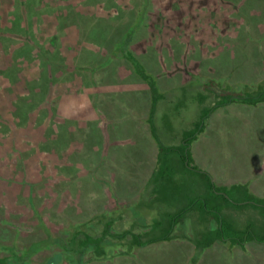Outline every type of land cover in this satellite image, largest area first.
<instances>
[{"label": "rangeland", "instance_id": "374dc122", "mask_svg": "<svg viewBox=\"0 0 264 264\" xmlns=\"http://www.w3.org/2000/svg\"><path fill=\"white\" fill-rule=\"evenodd\" d=\"M142 2L0 0V258L21 255L48 234L67 241L70 227L84 222L100 234L104 216L119 219L113 232L141 233L146 230L141 226L148 230L160 215L178 213L189 200L209 196L203 182L200 190L186 193L181 206L159 203L146 192L139 200L123 199L116 185L129 193L134 179L122 177L111 185L116 174L101 171L109 170L110 162L94 149L102 141L103 108L113 114L122 109L117 102L109 107L106 93L120 78L135 75L114 52L117 37L139 19ZM147 16V28L135 35L130 49L149 72L162 73L166 85L176 84L167 92L174 104L169 112L174 128L162 123L159 136L165 146L179 145L204 106L214 104L215 95L204 105L196 101L200 90L206 91L201 83L213 80L216 92L223 93L227 87H255L264 79V0H151ZM190 83L199 87L192 89ZM206 125L193 144L212 169L223 165L229 177L239 170L256 187L252 196L264 197V104L228 105ZM176 163V179L199 177ZM142 167L133 168L137 177ZM208 173L215 176L213 170ZM245 196L232 194L236 200ZM238 218L241 230L251 224L248 217ZM175 234L174 240L131 250L108 244L105 256L90 251L84 264H264V244L242 248L220 241L198 253L190 220L181 221ZM28 262L71 264L57 244Z\"/></svg>", "mask_w": 264, "mask_h": 264}, {"label": "trees", "instance_id": "16d2710c", "mask_svg": "<svg viewBox=\"0 0 264 264\" xmlns=\"http://www.w3.org/2000/svg\"><path fill=\"white\" fill-rule=\"evenodd\" d=\"M150 5L151 0H143L139 10V19L132 27H126L124 32L119 33L117 37L118 43L114 52H116V55L121 54L133 66L136 74L148 83L152 92L153 106L150 124L161 151L158 169L153 175L152 182L153 185L164 192L162 195H166L164 199L155 200H159V203L177 201L181 206L187 197L186 193L200 190V188H203V182H206L207 192L210 193L209 196L189 200L186 206L178 213L160 215L159 219L153 221L152 226H148V230L146 226H141V229H146L141 233L136 230L125 229L120 232H113V226L116 224L115 218L119 219L112 216L102 217L100 224L102 223L104 228L100 234L96 233L94 226H90L89 222L74 225L67 231V241L60 238H52L48 234L47 239L39 241L25 253L0 258V264H30L28 261L33 254L49 248L53 244L63 248L71 264H84L85 255L90 251H93L98 257L105 256L108 244L121 243L131 250L134 247H144L154 243L171 241L177 237L175 234L176 226L186 219L192 222L194 238L191 240L195 244L198 253L220 241L229 242L232 246H240L242 248L250 242L264 244V199L252 196L248 186L245 185H235L230 188L216 186L212 181L211 175L195 164L191 153L192 143L205 131L208 119L218 109L232 104L250 107H258L264 104V79L255 87L245 85L241 91H232L230 87H227L223 93L216 92L213 80L208 84L201 85V88H205L206 91L202 93L200 90L197 94L198 96L195 97L196 101L204 105L206 100L211 98V95H215L216 97L211 98L214 100V104L210 108L204 106L199 122L179 142V145H176V147L164 146L159 138L154 121L157 103L160 99L156 81L147 73L144 65L130 49L135 35L147 28V14ZM190 86L192 89L199 87L195 84H190ZM177 159L186 174L199 175V177H196L195 180L191 179V176L186 177L188 178L187 180L176 179V193H173L172 191L174 190L165 189L167 187L166 181L174 179L176 176L174 168L177 166ZM233 193H244L246 196L241 200H236L232 197ZM235 206L242 208L243 211H234L233 208ZM256 209L260 211L258 215L255 212ZM238 217H248L251 224L247 225L243 230L239 229L240 221Z\"/></svg>", "mask_w": 264, "mask_h": 264}, {"label": "crops", "instance_id": "0c3cea01", "mask_svg": "<svg viewBox=\"0 0 264 264\" xmlns=\"http://www.w3.org/2000/svg\"><path fill=\"white\" fill-rule=\"evenodd\" d=\"M161 66H164V64L162 63ZM144 67L146 68V71L149 75L154 76L160 95L154 117L157 133L159 135L162 128V123L164 122H166L167 126L165 129L171 130L174 128L170 122L171 116L169 114L170 106L174 104L169 96L171 94V90L175 88L176 84L166 85L162 73L159 74L155 72H149L146 65H144ZM134 73L135 75L132 74L129 80L120 78V80H117L113 85L111 84L109 86L111 89H109V91L106 93V97L108 98L107 103L109 104L107 105L110 107L112 103L117 102L118 107H122V109L118 112V114H113L109 113V109L106 110L107 106H104L102 111L104 113V119H102L103 127L99 129V134L102 141L100 142L99 146H94V149L101 151V158H107L108 161L110 158V162L107 164L109 170L104 171L101 169V171L103 172L104 176L106 175L105 173H107L109 176L116 174L113 179H109V183H111V185L123 180L122 177H132V179H134V184L132 185L133 189L130 190L129 193L124 190L123 186L120 184L116 185L115 189L119 191L123 199L139 200L141 199L139 194L145 192L147 194L150 193V197L152 199H164L166 197V195H162L164 192L159 190L155 185H153L152 182L153 175L158 169L161 152L159 144L152 133L150 124L153 96L148 83L142 80V78L136 74L135 70ZM164 74L167 76V78L172 77V75L169 73L166 74L164 72ZM207 81L201 84L205 85ZM187 85L188 84L185 83L180 85V87H186ZM195 85L198 84L195 83ZM167 92H170V94ZM114 105L115 104H113V106ZM143 138H145L146 142H143ZM105 140H108L112 146H115V148L108 147V145L105 143ZM193 143L197 144V140ZM193 143L191 145V153L195 164L197 166L200 165L198 167L207 173L209 170L210 172H212V170L214 171L215 176L211 177L216 186L230 188L235 185H245L248 186L250 194L252 193L251 195H253L256 187H254L253 182L250 179H245L239 170H236V172H234L233 175L229 177L230 169L224 168L223 165L219 167V170L215 171L212 169L206 154H202L203 150H200L198 145ZM166 147H176V145ZM108 148H110V155L106 157ZM174 157H176V155H174ZM136 160L138 161V164L136 163ZM141 163L144 170L141 174H139V177H142V183H139V177H137L135 173L136 170L133 168L136 167L139 169ZM97 164L98 166L102 165L100 164V160L98 158ZM216 173L220 174V176H216ZM166 183L167 187L165 190L172 189L174 190L172 192L176 193V178L168 179ZM256 197L264 199V197L260 194L256 195ZM174 239H176V237ZM178 243L181 245L183 242Z\"/></svg>", "mask_w": 264, "mask_h": 264}]
</instances>
